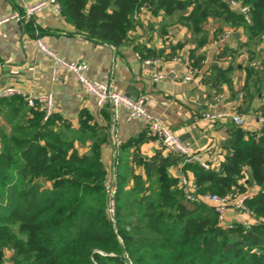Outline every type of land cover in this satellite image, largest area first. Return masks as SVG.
I'll list each match as a JSON object with an SVG mask.
<instances>
[{
	"label": "trees",
	"instance_id": "obj_1",
	"mask_svg": "<svg viewBox=\"0 0 264 264\" xmlns=\"http://www.w3.org/2000/svg\"><path fill=\"white\" fill-rule=\"evenodd\" d=\"M237 1L252 7L257 0ZM59 2L63 16L97 43H126L147 6L197 34L210 16H220L245 29L247 46L264 42V7L245 14L225 0ZM205 41L203 36L199 46ZM191 58L192 67L200 66L202 56ZM262 66L263 73L254 67L248 73L256 74L258 87L250 100L260 92L264 97ZM260 109L264 115V105ZM0 116V264L7 254L12 264H264V127L256 138L233 125L223 161L209 169L186 166L201 194H249L246 206L257 222L224 227L212 207L187 200L169 172L182 163L180 156L143 159L135 153L132 165L121 157L112 216L101 157L105 137L84 123L72 129L55 113L44 121L22 96L0 99Z\"/></svg>",
	"mask_w": 264,
	"mask_h": 264
},
{
	"label": "crops",
	"instance_id": "obj_2",
	"mask_svg": "<svg viewBox=\"0 0 264 264\" xmlns=\"http://www.w3.org/2000/svg\"><path fill=\"white\" fill-rule=\"evenodd\" d=\"M34 1L0 0V19ZM137 21L139 25L121 46L91 41L62 13L51 10L24 22H5L0 26V89L13 86L27 94L51 93L55 114L62 121L75 130L84 123L95 131L96 137L106 138L101 157L109 175L116 159L120 161L123 156L132 165L135 153L143 159L173 155L147 136L145 122L130 120L126 109L114 110L108 104L99 106L73 73L63 72L55 80L53 60L36 45L39 31L45 43L63 60L86 62L91 79L107 82L132 98L146 95L149 112L181 135L193 150L212 148L214 153L207 158L218 165L225 158L230 128L235 124L230 119L208 121L202 114L209 109L236 110L246 119L243 129L256 132L258 120L263 116L260 108L264 97L260 92L250 100V94L258 87L254 84L256 74L248 78V73L253 67L263 73L264 42L247 46L251 40L245 29L231 27L220 16H210L203 23L201 34L148 6L140 12ZM203 36L206 41L199 46L198 40ZM166 54L173 56L164 59ZM193 55L202 56V61L195 67L193 79L185 81ZM149 60L156 62L148 64ZM155 74H162L163 78L156 80ZM209 78L213 79L209 81ZM261 83L264 91V81ZM3 122L0 116V123ZM129 142L133 145L126 147ZM90 144L88 141L81 151H88ZM186 166L180 163L169 172L177 178L182 173L195 178ZM135 170L141 171L137 167ZM256 192L257 189L250 194ZM227 220L257 222L253 216L236 210L228 212Z\"/></svg>",
	"mask_w": 264,
	"mask_h": 264
},
{
	"label": "built area",
	"instance_id": "obj_3",
	"mask_svg": "<svg viewBox=\"0 0 264 264\" xmlns=\"http://www.w3.org/2000/svg\"><path fill=\"white\" fill-rule=\"evenodd\" d=\"M225 1L229 3L232 9L241 13L248 14L251 9V7L240 6L237 0ZM45 10L61 13V4L59 0H36L32 3H25L21 9H18L10 15L0 19V26L10 20L24 22ZM143 10L144 7L141 8L140 12ZM140 12L136 15V18H138ZM36 45L41 53L53 60V77L55 80H58L63 72L73 73L77 80L81 83L84 90L95 98L99 106L102 107L108 104L114 110L124 108L126 109L130 120L137 119L145 122L147 136L158 141L168 154L180 156L182 158V166L196 163L205 169L210 168L211 163L207 157L208 155H212L214 153L213 149L211 148L203 151L193 150L185 143L181 135L170 129V127L159 117L148 111V97L146 95L138 98H132L113 89L107 82L91 79L87 75L88 65L86 62L63 60L45 43V40L42 36H40L39 31H37ZM155 62L156 61H147L148 64ZM194 76L195 68L191 66L188 69L187 74L184 76V80L190 81ZM154 78L157 80L163 78V75L155 74ZM13 96H22L29 107L43 112L44 121L48 120L55 113V101L51 93L27 94L13 86H6L0 89V99ZM202 118L208 121L230 119L237 126H246L245 117L236 110L219 111L209 109L202 114ZM258 122V129L254 132L256 138L262 136L263 134L262 128L264 127V115L259 118ZM179 182L186 199L191 202L203 203L212 207L218 216L219 224L224 227H231L234 224L233 222L229 223L227 220V215L230 210H236L249 216H253L252 212L246 206V199L249 194H242L239 190L231 191L226 195H219L215 193L201 194L195 178L186 173L181 174ZM106 189L110 196L109 212L113 216L115 204L114 196L117 192L116 169L109 175ZM239 223H242L245 226L251 224L247 220Z\"/></svg>",
	"mask_w": 264,
	"mask_h": 264
},
{
	"label": "rangeland",
	"instance_id": "obj_4",
	"mask_svg": "<svg viewBox=\"0 0 264 264\" xmlns=\"http://www.w3.org/2000/svg\"><path fill=\"white\" fill-rule=\"evenodd\" d=\"M118 163H119V161H118V158L116 159V168H114L113 170H112V172L111 173H113L114 172V170L116 169V175H117V168H118ZM116 178H117V176H116ZM116 181H117V179H116ZM114 214H115V204H114ZM114 216V215H113ZM3 264H12V262H11V260H10V258L8 257V254L7 255H4V263Z\"/></svg>",
	"mask_w": 264,
	"mask_h": 264
},
{
	"label": "water",
	"instance_id": "obj_5",
	"mask_svg": "<svg viewBox=\"0 0 264 264\" xmlns=\"http://www.w3.org/2000/svg\"><path fill=\"white\" fill-rule=\"evenodd\" d=\"M259 7H264V1L263 0H257L253 5H252V9H256ZM187 145H190L189 143H186Z\"/></svg>",
	"mask_w": 264,
	"mask_h": 264
}]
</instances>
